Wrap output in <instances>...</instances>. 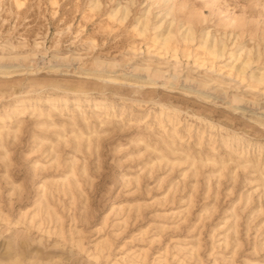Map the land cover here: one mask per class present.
Returning <instances> with one entry per match:
<instances>
[{
	"label": "rangeland",
	"instance_id": "obj_1",
	"mask_svg": "<svg viewBox=\"0 0 264 264\" xmlns=\"http://www.w3.org/2000/svg\"><path fill=\"white\" fill-rule=\"evenodd\" d=\"M92 1L0 0V117L11 116L0 137V264H124L128 252L140 264H264V0H169L185 6L178 19L166 0ZM187 9L196 36L239 60H212L195 42L189 55L178 46L177 61L161 50V34L187 26ZM248 48L240 75L231 67ZM27 97L37 110L11 114ZM158 103L189 115L160 126ZM190 115L243 138L227 146V133ZM72 170V187L55 183Z\"/></svg>",
	"mask_w": 264,
	"mask_h": 264
},
{
	"label": "bare ground",
	"instance_id": "obj_2",
	"mask_svg": "<svg viewBox=\"0 0 264 264\" xmlns=\"http://www.w3.org/2000/svg\"><path fill=\"white\" fill-rule=\"evenodd\" d=\"M166 1H167L166 11H165L166 14H172V15H174L175 19H178L179 16H177V14L179 12H181L182 9L185 8V6L183 5L181 7H175L174 3L171 2L169 4L168 3L169 0H166ZM15 3L19 6L20 5V0H15ZM98 5L99 4H98L97 1H95V0L92 1V4H91L92 7L95 8ZM187 11H188V13H186L185 19H182L183 21H181L180 27H184L185 25H187V26L184 28V30L180 34H177L179 29H175L174 31L170 29V30L166 31L164 34L160 35L159 44H160L161 50H163L164 52L172 51L173 52L172 56L177 61L178 58H177L176 52H177L178 46L180 44H184V46H186V48L183 49V52L185 54L189 55L190 53H188L186 51L187 50V46L191 45V44H193L195 42L196 48H199V49L203 50L204 53L206 54V56L209 57L212 60L220 59L223 56H225L227 53H228V56L229 57H233L235 61L239 60V58L241 57V54L239 56H237L231 51L228 52L227 49H226V46L223 43L221 45H219V42H218L217 39H214V40L209 42L208 41V37H207V35H208L207 32L203 33V34L201 33V34H199V36H196L194 26H195L198 14H196L191 9H187ZM119 12H120V9L116 10L112 14V16L113 17L117 16ZM127 15H128V10H124V12L121 13V17L120 18L124 19V18H126ZM231 23L236 24V21L234 19H232L231 21L228 22V24H231ZM148 24H149L148 20H146L145 23H143V25H142L143 26L142 27V31L143 32L149 29L148 28ZM156 39H158V38L155 36V37L152 38V41H155ZM36 44H38V43H36ZM28 57H31V55L25 56L24 58H28ZM60 59H63V58L61 57ZM252 61H253V57L251 55V50L248 48L246 57H244L241 60V65L238 66V67L232 66L231 68H234L238 74L244 75L245 69L247 67H249V65L252 63ZM145 71L147 72V69H145ZM148 76L151 79H158V78L162 77V72L155 71L151 75H148ZM248 78L251 81V84H252L251 86H253V84H260L261 83V78H257L253 74H250L248 76ZM65 92H69L71 94H74L80 100H81V98L85 99V100L88 98V94L84 90H81V91L79 90L78 91L77 89H75V90L74 89L73 90L72 89H67ZM56 99L58 101H60V102H63V103H65L67 101L66 95H62V96L55 97V98H53L51 96H48V97H46L45 101L49 102V101H54ZM29 100H30V98H28V97L27 98H20L17 101V103L10 108L11 114L15 113V112L22 113V112H26V111H29V110H32V111L37 110L35 105H32L31 103H29ZM105 101H106V98L104 96L99 98V99H96L95 106L96 107H100L101 105H103L105 103ZM158 106L160 108V111H159L157 116H158V120H159L160 126L165 120H167L169 123H173L174 120H175L174 121L175 123L176 122L179 123V118L181 116L180 114L182 113L181 110H179L176 107H169L170 105L166 106L163 103H158ZM113 108H115V106H113ZM182 114L189 115L187 112H183ZM37 115L38 116H42V115H45V114L38 113ZM101 115H103L104 118L109 119L112 114L108 113V112H102ZM190 116L194 117L195 119L200 120L201 122H204V124L206 126H208L209 128L220 129V130L224 131L225 133H227L226 137L223 138V142L227 146H230L233 142L238 143L239 142L238 140L240 138H243L241 133L234 132L233 130H231L229 128L221 127L219 124H216V123H214V122H212L210 120H206V119L200 118L199 116H196V115H190ZM10 117L11 116L7 115L6 113L3 115V117H0V137L2 136L3 132H6L8 134V132L11 130L10 127L7 125L8 121L10 120ZM169 130H170V135L177 136L178 129L175 127V124L174 125L171 124ZM81 136H83V135L82 134H80V135L75 134L73 138L76 141H79V140L82 139ZM87 142H88V145H89L90 141L88 140ZM161 142L164 145H168V143H166L163 139H161ZM235 151H237L238 156L243 155V151L241 149H239V147L235 148ZM183 153L185 154L186 158H189V156L186 154V152H183ZM244 162L245 163H249L248 160H245ZM252 167L255 168L256 165L253 163ZM73 175H74V173H73V170H72L70 175L64 176L63 178L55 181V183L58 184L60 182V185L62 187H64V188H66V187L69 188L70 186L72 187L71 178L73 177ZM262 175H263V178H261V182H262V185L264 186V173L260 172V176H262ZM76 183H75V185L77 186ZM41 190L43 191L41 197H44L45 193L47 194V192H46L47 189H46L45 184L41 185ZM38 207H39V209L35 213H33L31 215V221L34 220L39 215L38 212L41 210L40 207H43V206H41V201L38 202ZM44 207H45L44 208V214H45L46 218H50V219L54 218L56 222L60 220L59 217L50 209V207H49V205L47 203L44 205ZM40 225H42V224L39 223L38 226H40ZM77 246L79 248L82 246L80 240H77ZM94 250L95 251L94 252L92 251L90 257L93 258L94 260H97L98 258H100L102 256V252L104 250V247H102L101 243L100 244L97 243V244H94ZM192 251H193V249H192ZM119 260H120L121 263H124V264H140L141 261H142V258H141V255L139 256V254H135V252H128L125 255L121 256L119 258ZM117 263H119L118 260L115 261V264H117Z\"/></svg>",
	"mask_w": 264,
	"mask_h": 264
}]
</instances>
